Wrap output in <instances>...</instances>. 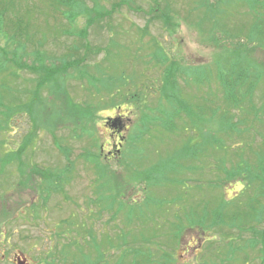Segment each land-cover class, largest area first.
I'll return each instance as SVG.
<instances>
[{
	"label": "rangeland",
	"instance_id": "rangeland-1",
	"mask_svg": "<svg viewBox=\"0 0 264 264\" xmlns=\"http://www.w3.org/2000/svg\"><path fill=\"white\" fill-rule=\"evenodd\" d=\"M0 10V264H264V212L244 225L258 182L223 173L264 137V112L237 123L264 107V0ZM235 54L256 82L243 114Z\"/></svg>",
	"mask_w": 264,
	"mask_h": 264
},
{
	"label": "trees",
	"instance_id": "trees-1",
	"mask_svg": "<svg viewBox=\"0 0 264 264\" xmlns=\"http://www.w3.org/2000/svg\"><path fill=\"white\" fill-rule=\"evenodd\" d=\"M71 2L73 3L74 0H71ZM99 14L100 13H98L97 15H99ZM20 35H22V34H20ZM240 56H242V55L235 54V56L232 55L230 57H227V60L225 58V60L222 63L223 65L221 64V66L223 67V66L229 64L232 67L231 72H235L234 80L230 81L231 84L228 83V85H230V87H234L235 93L233 92V90H230L232 88L229 89L226 86V88L223 90V93L226 97L225 103L227 105H230V106L233 105L234 109L236 108L240 114L241 113L243 114L245 112V110L242 108V103L245 101V98L247 97V95H249L250 98L252 99V94L254 92L253 89H254V86L256 85V82L248 79V74L246 75V72H245L246 68H244L245 65L242 67L240 66L243 63ZM172 64H174V63H172ZM171 66L173 67V65H171ZM175 70L180 73L179 68H176ZM52 75H54V74H52ZM41 76L42 77L40 79V81H41L40 84H42V82L45 83V78H46L44 76V74H42ZM223 76L226 79V76L225 75H223ZM38 85H39V83H38ZM241 85H242V88L244 89L243 93H240L236 87V86H241ZM235 94H238V95H235ZM175 99H177L176 102H178V103L175 102ZM172 100H173L172 102H174L176 104V106H180L181 109H184L185 111L190 112V111H188V109H185V107H186V106H184L185 104L183 105L181 103L183 101L179 100L178 97L174 96V98ZM259 109L256 108L254 105H251L250 109L247 112H245V114L242 116L243 118L241 117L240 120L237 121V123L239 122V124H241V125L246 124L248 122V120H247V118H245V116L250 115V114H253L252 121L257 120L258 115L261 113L260 111H262V113L264 112V110H263L264 107H261ZM75 110L76 111H73V110H70V111L75 112V113H79L77 111V109H75ZM178 112L179 111H177L175 114L177 115ZM225 117H226L225 120L228 119L227 116H225ZM252 126L253 125H245V129L249 130L252 128ZM225 127H226V124H225ZM166 128H168V126ZM221 132H223V130ZM262 136L263 135H261V137ZM251 153L253 154L252 161H250L248 159L245 160L243 158L244 153L238 152L236 154V156L239 159V162L233 165L232 170L227 171V169L224 170V168H223V173L226 172V179L228 181L235 180V179L236 180L238 179L241 182L244 181L243 184L245 185V187L243 188L242 192L244 190H246L247 188H249L255 181L258 182L256 184V187H255L256 193H255L254 198L249 197V199L247 200V203H246L245 214H247V212H248L247 216L249 215V218L246 220V222H244V225L249 224L248 220L250 221V224L252 221H256L258 216L260 215V212H264V206H261L260 202H259V196L264 197V137H262V140H261L260 144L256 147V150H252ZM179 156L181 158H183L184 153L180 152ZM98 157H100L99 153H98ZM157 168L158 167H155L154 171L158 170ZM18 169L21 170L20 166L18 167ZM171 169L172 168L167 167V168L161 169V171H165V172L169 171L168 173H171V171H170ZM181 169H183V168H181ZM174 172H177L176 169L174 170ZM152 177H154V175H152L151 178ZM164 178H166L165 175L163 176V179ZM154 179H155V177H154ZM47 187L51 188V186H47ZM221 200L224 201V204L226 205L225 199L221 198ZM206 204H207V208H208V202ZM226 216H227L226 212H222V216L220 218L226 219ZM202 219H203V223H205L207 221L208 217L204 216V218H202ZM234 219L235 220L238 219L237 214H235ZM259 222H260V220H259ZM0 236H2V235H0Z\"/></svg>",
	"mask_w": 264,
	"mask_h": 264
},
{
	"label": "water",
	"instance_id": "water-1",
	"mask_svg": "<svg viewBox=\"0 0 264 264\" xmlns=\"http://www.w3.org/2000/svg\"><path fill=\"white\" fill-rule=\"evenodd\" d=\"M16 262H17V264H24V263H25V260H24V258L21 256V257L16 258Z\"/></svg>",
	"mask_w": 264,
	"mask_h": 264
},
{
	"label": "flooded vegetation",
	"instance_id": "flooded-vegetation-1",
	"mask_svg": "<svg viewBox=\"0 0 264 264\" xmlns=\"http://www.w3.org/2000/svg\"><path fill=\"white\" fill-rule=\"evenodd\" d=\"M18 256H19V255H16L15 258H14V259H15V263H16V258H18ZM22 257H23L24 260H25V263H24V264H29L28 261H27V259H26L24 256H22ZM16 264H17V263H16Z\"/></svg>",
	"mask_w": 264,
	"mask_h": 264
}]
</instances>
